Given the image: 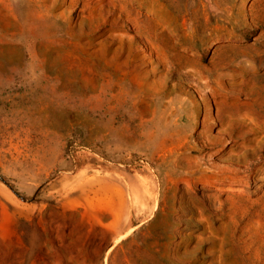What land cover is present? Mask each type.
Masks as SVG:
<instances>
[{"label":"rangeland","instance_id":"rangeland-1","mask_svg":"<svg viewBox=\"0 0 264 264\" xmlns=\"http://www.w3.org/2000/svg\"><path fill=\"white\" fill-rule=\"evenodd\" d=\"M0 264H264V0H0Z\"/></svg>","mask_w":264,"mask_h":264}]
</instances>
